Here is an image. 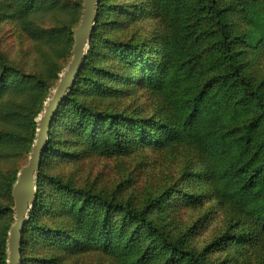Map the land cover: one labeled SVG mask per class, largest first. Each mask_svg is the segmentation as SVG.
I'll list each match as a JSON object with an SVG mask.
<instances>
[{"label":"rangeland","instance_id":"obj_1","mask_svg":"<svg viewBox=\"0 0 264 264\" xmlns=\"http://www.w3.org/2000/svg\"><path fill=\"white\" fill-rule=\"evenodd\" d=\"M23 1L0 0V71L27 67L42 72L45 84L56 81V84L47 86L49 92L44 101L45 108L72 58L74 28L81 20L84 0L81 7L78 0H43L26 15L20 13ZM156 1L135 0L128 10L124 5L110 6L113 0H100L98 9L101 6L103 13L105 10L106 13L99 32V47L93 49L97 52L95 62L89 72L85 68L77 86L68 94L73 105V120L68 121L69 110L63 117L65 121L59 126L61 128L67 122L66 130L54 139L62 150L49 160L45 170L48 176L44 204L48 202V207L40 211L38 220L44 229H57L59 235L49 246L56 252L58 262L49 264H64V251L74 244L76 248L70 250L72 259L65 264H118L105 247L87 240L86 233L82 232L70 212V206L81 204L80 216L89 225L110 219L113 217L112 211H107L100 203L89 198L78 196L81 192L69 193L65 186L51 182L53 176L61 177L72 189H91L112 200L122 202L124 197H132L128 199H131L133 206H148L157 223L172 236L187 234L188 246L196 250L221 239L222 246L209 255L216 263L264 264L262 223L218 201L214 184L205 177L201 158L187 140L176 139L158 144L154 141L151 144L146 139L141 141L137 136L131 137L130 122L144 118L150 119L145 125H154L155 121H160L161 116L157 111L161 98L139 83L142 76L133 78L136 83L129 80L137 71L126 73L122 64L118 63L125 62L132 50L128 47L121 50L118 44H111L108 37L112 32H108V27L110 23L122 25L128 13L134 14L128 21L136 23L133 30L144 29L150 37L145 44L139 45L144 49V54L154 60L158 55L156 49L171 33L170 18L160 14ZM242 2L219 0L231 36L241 51L245 71L264 95V44L251 32L249 20L244 19ZM92 38L86 57L92 51ZM115 70L117 78L110 79L114 77ZM76 100L100 110L102 116L99 118L103 121L95 123V127L104 128L106 123H111L108 117L103 116L105 113L116 115L112 124L115 123L120 135H124L121 140H127L130 145L123 151L124 164H131L133 171H122V164L117 163L121 160V150L105 154L91 146L92 136L84 132L79 120L76 121V117L82 114L76 108ZM20 111L17 98L0 91V137H3L0 140V222L5 221L6 215L11 222L13 212L15 219L13 192L6 185L12 173L20 172L29 160L38 134V117L44 109L35 118L37 131L18 114ZM53 122L54 119L51 125ZM150 129L153 127L150 126ZM7 135H11L13 140ZM47 219L49 222H46ZM9 231L10 228L8 234ZM241 235L248 237V240L241 242ZM61 239L68 242L60 244Z\"/></svg>","mask_w":264,"mask_h":264},{"label":"trees","instance_id":"obj_2","mask_svg":"<svg viewBox=\"0 0 264 264\" xmlns=\"http://www.w3.org/2000/svg\"><path fill=\"white\" fill-rule=\"evenodd\" d=\"M42 1H23L20 13L26 15L34 11ZM134 1L113 0L110 6L124 5L130 10ZM242 1L244 19L254 22L252 25L248 21L251 32L264 44V0ZM81 2L78 0L80 7ZM156 6L160 14L170 18L171 33L156 49L158 55L154 60H150L140 46L150 37L144 29L133 30L136 23L128 21L134 14L128 13L122 25L110 23L108 27V32H112L111 37H108L111 38V44H118L121 50L125 47L132 50L125 62L118 63L122 64L126 73L137 71L129 80L136 83L133 78L142 76L139 83L161 98L157 111L161 116L160 121H155L154 125H145L150 119L144 118L130 122L131 137L137 136L141 141L146 139L151 144L154 141L158 144L176 139L187 140L188 145L201 158L205 166V177L214 184L218 201L256 218L264 227V95L245 71L240 58L241 51L231 36L224 10L219 0H157ZM105 13L106 10L103 13L100 6L91 43L92 51L85 58L74 87L85 68L89 72L94 65L97 52L93 49L99 47V32L105 22ZM71 44L74 46L73 42ZM162 46L164 49H161ZM113 72L114 77L110 79L117 78V70ZM52 84H56V81L45 84L42 72L27 67L0 71V91L17 98L21 106L18 114L31 123L36 131L35 118L44 109L48 87ZM76 108L82 113L81 117H76V121L79 120L84 132L92 136L91 146L105 154L121 150V160L117 163L122 164V171H133L131 164H124L123 151L130 145L127 140H121L124 135H120L115 123L112 124L116 115L105 113L103 116L108 117L111 123L98 128L94 124L103 121L99 118L102 116L100 110L80 100H76ZM69 110L71 113L68 121H71L73 105L67 96L51 125L37 178V198L23 235L21 264L58 262L56 252L49 247L59 236L58 230L44 229L38 216L42 209L48 207V202L44 204L48 176L45 170L49 160L62 150L54 143V139L66 130L67 122V125L59 126L65 121L63 117ZM7 138L13 140L11 135H7ZM18 173L14 171L6 185L11 192ZM52 178L51 182L65 186L69 193L81 192L78 196L89 198L100 203L107 211H112L113 217L110 219L89 225L80 216L82 205L70 206V212L82 232L86 233L87 240L96 246L105 247L114 255L111 257L116 263L219 264L211 260L209 255L222 246L221 239L196 250L188 246L190 242L187 234L172 236L157 223L148 206H133L131 199H128L132 197H124L122 202L112 200L91 189H72L59 176ZM125 189L128 190L127 187ZM14 220L13 212L11 222L8 215L5 221L0 222V264H8V229ZM247 238L245 235L239 236L241 242ZM59 242L64 244L68 241L61 239ZM74 248L75 244L64 251V264L72 259L70 250Z\"/></svg>","mask_w":264,"mask_h":264},{"label":"water","instance_id":"obj_3","mask_svg":"<svg viewBox=\"0 0 264 264\" xmlns=\"http://www.w3.org/2000/svg\"><path fill=\"white\" fill-rule=\"evenodd\" d=\"M100 0H84L83 13L74 29L75 42L72 58L59 83L38 117V134L28 162L21 168L13 187L15 220L8 235V264H21L23 235L38 194L37 178L51 131V123L61 103L74 87L87 56L96 26Z\"/></svg>","mask_w":264,"mask_h":264}]
</instances>
